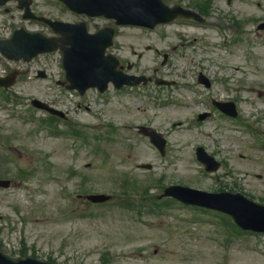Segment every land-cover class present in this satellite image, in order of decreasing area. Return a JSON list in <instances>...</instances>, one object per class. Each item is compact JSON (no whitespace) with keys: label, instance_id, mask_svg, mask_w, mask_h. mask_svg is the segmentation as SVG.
Masks as SVG:
<instances>
[{"label":"rangeland","instance_id":"1","mask_svg":"<svg viewBox=\"0 0 264 264\" xmlns=\"http://www.w3.org/2000/svg\"><path fill=\"white\" fill-rule=\"evenodd\" d=\"M165 1L186 6L195 2ZM242 8L250 12L242 13ZM255 14L254 23L244 24L254 31L258 20H264V0H213L205 25L176 21L153 30L119 29L116 43L120 53L136 63L132 71L174 79L172 87L111 91L106 104L98 105L95 90L84 96L60 95L54 80L61 71L56 68L47 82L29 84L25 76L21 78L14 90L23 92L22 103L11 95L2 100L0 94V138L13 144L0 146L6 155L0 178L13 182L10 188H0L3 250H23L60 264H264V233L240 232L218 212L158 198L163 187L180 183L207 191H239L264 203V40L259 41L264 37L222 29L229 15L233 20L252 21L248 16L255 18ZM5 20L8 16L0 13V23ZM192 39L195 43L187 46ZM220 40V47L228 53L222 56L224 68L218 71L207 59V52ZM175 44L178 48L172 50ZM148 45L168 52L166 64L153 49L146 50ZM235 62H239L243 80L232 73ZM198 70L213 79L208 94L196 86ZM228 72L231 78L221 85V75ZM36 85L55 100L54 106L68 112V122L88 130L85 122L113 121L118 141L108 138L104 125L92 130L103 140L99 146H80L79 140L71 142L69 136H49L47 128L40 125L42 114L27 104L33 94L46 98L36 91ZM194 90L198 99L189 97ZM208 95L233 98L240 107L237 120L225 118L226 128L241 124L225 135L226 140L217 133L208 134L216 122L224 120L212 118L198 124L192 120L196 111L209 106ZM153 97L166 103L156 105L151 102ZM177 119L182 122L181 129L175 128ZM54 123L66 128L64 122ZM143 123L166 130L170 146L164 156L133 127L120 128ZM200 144L221 161L218 171L206 172L195 159L194 145ZM140 162H150L153 168L139 169L136 164ZM22 168L28 173L18 175ZM124 173L149 189H125V176L120 177ZM89 192L111 194L113 199L91 204L78 198V194ZM153 199L160 205H154Z\"/></svg>","mask_w":264,"mask_h":264},{"label":"water","instance_id":"2","mask_svg":"<svg viewBox=\"0 0 264 264\" xmlns=\"http://www.w3.org/2000/svg\"><path fill=\"white\" fill-rule=\"evenodd\" d=\"M127 2H131V0H127ZM109 15H113V10H110ZM128 21L137 23L138 19L135 14L132 17L128 18ZM70 71V68H69ZM98 71V70H95ZM77 76L82 80L79 84V87L83 89L87 85L91 83L86 80H97L100 79L98 75L95 74L94 71L89 69H81L75 70ZM120 85V84H118ZM217 165L214 166L216 168ZM210 168V167H208ZM176 192H174L175 194ZM180 194H177L178 197L185 202L189 203H199L202 205L218 208L224 210L226 212L231 213L234 216L236 222L242 226L243 228H249L257 231H264V209L261 211L259 208H263L261 206L255 205L247 200H245L242 196L238 194H230V193H221V194H205L190 191L189 189H180ZM94 201H100L107 199V196L97 195L90 197ZM245 203L249 206H252L245 211L241 207V203ZM2 262L1 264H51L48 262H43L40 260H35L30 257L26 258H9L7 256L1 255Z\"/></svg>","mask_w":264,"mask_h":264},{"label":"bare ground","instance_id":"3","mask_svg":"<svg viewBox=\"0 0 264 264\" xmlns=\"http://www.w3.org/2000/svg\"><path fill=\"white\" fill-rule=\"evenodd\" d=\"M176 128L180 129L181 128V123L177 122Z\"/></svg>","mask_w":264,"mask_h":264}]
</instances>
